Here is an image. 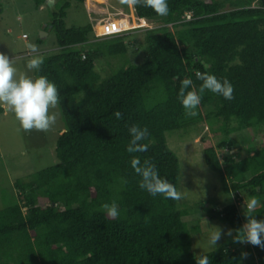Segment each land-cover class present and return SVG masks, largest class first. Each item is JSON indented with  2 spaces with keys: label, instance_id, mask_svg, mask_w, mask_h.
I'll list each match as a JSON object with an SVG mask.
<instances>
[{
  "label": "trees",
  "instance_id": "trees-1",
  "mask_svg": "<svg viewBox=\"0 0 264 264\" xmlns=\"http://www.w3.org/2000/svg\"><path fill=\"white\" fill-rule=\"evenodd\" d=\"M32 2L35 8L51 3ZM72 2L84 0L53 2L55 50L43 56L34 73L58 89L62 122L53 132L55 143L49 142L55 144L57 162L14 181L11 200L0 208V264H196L191 250L196 227L184 220L188 211L178 200L141 189L131 159L151 162L177 189L178 158L166 135L205 121L214 141L202 139L201 151L218 175V195L232 192L238 204L250 196L264 202V0H168L166 16L138 0L129 10L159 26L94 41L92 23L67 25ZM139 29H145L143 59L133 62L134 43L126 39ZM100 64L105 75L97 69ZM197 72L228 79L233 99L205 91L196 114L189 115L178 92L183 79L199 88ZM4 111L0 106V114ZM134 124L149 130L142 141L149 145L145 152L126 150ZM237 131L260 136V143L235 150ZM113 202L117 217L104 208ZM211 204L209 218L228 224L233 236L203 253L209 264H264V249L248 244L244 251L233 241L245 223L238 204ZM255 214L264 220V203Z\"/></svg>",
  "mask_w": 264,
  "mask_h": 264
},
{
  "label": "rangeland",
  "instance_id": "rangeland-1",
  "mask_svg": "<svg viewBox=\"0 0 264 264\" xmlns=\"http://www.w3.org/2000/svg\"><path fill=\"white\" fill-rule=\"evenodd\" d=\"M47 4L35 8L32 0H0L2 11L0 12V52L7 54L14 61V65L20 71H27L28 75L35 76V70H27V62L34 58L48 54L54 51L56 39L53 31L50 29L51 12L56 8V0H49ZM123 0H84L83 3L72 2L67 9L66 23L71 25H82L88 22L93 24L95 31L96 26H105L108 22H117L123 20L129 27L150 28L159 26L160 24L151 21L144 22L133 14V9L129 10V3ZM51 4V5H50ZM127 6V9H125ZM44 32V41L38 45L37 38L40 33ZM145 29L129 32L126 42L132 49L129 57L133 62H140L143 59L142 44L144 41ZM93 33V32H92ZM25 34L23 37L22 35ZM97 38V37H96ZM95 36L90 37L91 41L96 39ZM99 39V38H98ZM102 39V38H100ZM33 46L40 50L39 54H29L28 51L33 50ZM105 58L97 61L100 63ZM108 59L106 58V61ZM123 62V59L119 60ZM114 67V65H111ZM97 69L101 75H105L107 69L105 66L97 65ZM109 69V68H108ZM110 70V69H109ZM4 107V113L0 114V208L7 204L14 194L13 183L16 179L25 177L45 167L53 165L57 162L54 146L49 143L54 141V130L61 127V113L58 105L54 111L58 114L56 123L47 132L23 130L14 115ZM63 125V124H62ZM195 129L184 128L167 133L168 147L174 152L178 158V183L177 191L182 193V198L177 201L179 208L186 209L188 213L184 216V220L192 229V252L203 254L211 251L207 245L206 236L212 226H218L223 231L232 229L228 224L218 220L210 219L207 210L209 203L218 208L230 202H241L235 200V194L230 192L228 195L219 194L220 181L216 172L208 168L205 164L202 154L201 141L209 138L214 141L210 134L208 125L205 121L197 122ZM264 134V129L263 132ZM172 134V135H171ZM171 135V136H170ZM232 135L236 138L235 150L243 149L248 143H260L259 137L252 138L250 135H243L236 132ZM247 144V145H246ZM249 146V145H248ZM52 148V149H51ZM174 149V150H173ZM221 152L220 156L222 155ZM239 210L244 211L243 203L238 204ZM228 236L222 235L217 246ZM247 243L240 246L245 251Z\"/></svg>",
  "mask_w": 264,
  "mask_h": 264
},
{
  "label": "clouds",
  "instance_id": "clouds-1",
  "mask_svg": "<svg viewBox=\"0 0 264 264\" xmlns=\"http://www.w3.org/2000/svg\"><path fill=\"white\" fill-rule=\"evenodd\" d=\"M125 2L135 5L138 0H125ZM144 4L160 16H166L169 13L168 0H144ZM254 4L255 2H253ZM187 18H189V14ZM139 19L147 22L146 19ZM146 27L150 28L148 25ZM135 28L137 27H130L125 30ZM106 29L100 34H97L93 29L91 37L93 35L97 38L112 35L105 34ZM116 33H124V30L113 34ZM33 51H35V46H33ZM42 63V58L34 57L27 62L25 67L29 71L39 70ZM196 78L202 82L198 89L195 88L191 79H183L178 92V99L189 115L194 116L196 114L195 109L201 103L205 91L220 95L226 100L233 99L234 87L228 79L217 78L209 72H197ZM59 102L60 97L57 86L47 76H31L27 74V71H20L14 65L12 58L0 52V106H6L23 130L35 129L44 132L50 130L56 123L58 116L56 112L51 110L55 109ZM115 115L119 118L121 114L116 112ZM128 133L130 137L126 149L128 153L147 151L149 145L142 143L150 135L147 127L134 124L129 127ZM131 167L140 177L139 187L151 196L162 195L165 198L175 200L182 198V193L178 192L175 186L166 178L161 177L158 169L151 162L146 160L142 164L138 157H134L131 159ZM262 203L264 202L255 196H250L246 201H243L245 223L235 230V236L233 237L235 243H247L264 249V220L255 218L256 210ZM104 208L112 217L119 215V208L114 202L111 205L105 204ZM222 235L233 236V230L228 229L225 232L218 226H212L206 236L207 245L216 248ZM241 257L246 259L247 253L242 252ZM194 259L196 264H209L208 255L200 253L195 255Z\"/></svg>",
  "mask_w": 264,
  "mask_h": 264
},
{
  "label": "built area",
  "instance_id": "built-area-1",
  "mask_svg": "<svg viewBox=\"0 0 264 264\" xmlns=\"http://www.w3.org/2000/svg\"><path fill=\"white\" fill-rule=\"evenodd\" d=\"M106 25H107L106 26L107 29L105 31V34H113L115 32L130 28L129 25L125 23L123 20H117V22H108Z\"/></svg>",
  "mask_w": 264,
  "mask_h": 264
},
{
  "label": "crops",
  "instance_id": "crops-1",
  "mask_svg": "<svg viewBox=\"0 0 264 264\" xmlns=\"http://www.w3.org/2000/svg\"><path fill=\"white\" fill-rule=\"evenodd\" d=\"M40 53V50L36 49L35 48V51L33 50H30L29 54L33 55V54H39Z\"/></svg>",
  "mask_w": 264,
  "mask_h": 264
},
{
  "label": "water",
  "instance_id": "water-1",
  "mask_svg": "<svg viewBox=\"0 0 264 264\" xmlns=\"http://www.w3.org/2000/svg\"><path fill=\"white\" fill-rule=\"evenodd\" d=\"M44 34H45L44 32H41L39 37L42 39L44 37Z\"/></svg>",
  "mask_w": 264,
  "mask_h": 264
}]
</instances>
